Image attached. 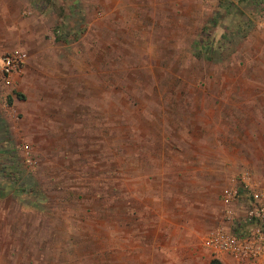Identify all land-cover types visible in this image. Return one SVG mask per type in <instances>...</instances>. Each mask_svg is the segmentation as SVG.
I'll return each mask as SVG.
<instances>
[{"label": "rangeland", "instance_id": "obj_1", "mask_svg": "<svg viewBox=\"0 0 264 264\" xmlns=\"http://www.w3.org/2000/svg\"><path fill=\"white\" fill-rule=\"evenodd\" d=\"M24 1L9 0V24L0 10V55H28L0 104V264L213 259L203 238L252 225L242 175H264L242 139L232 152L231 137L216 136L232 128L216 118L232 116V81L247 75L231 54L244 34L264 32V0L208 1L190 56L183 41H160L159 55H147L154 41L140 40L141 12L121 24L118 0ZM217 141L222 154L212 152ZM191 157L199 163L187 167ZM16 158L29 193L13 194L2 174ZM227 190L238 191L233 204L223 201Z\"/></svg>", "mask_w": 264, "mask_h": 264}, {"label": "crops", "instance_id": "obj_2", "mask_svg": "<svg viewBox=\"0 0 264 264\" xmlns=\"http://www.w3.org/2000/svg\"><path fill=\"white\" fill-rule=\"evenodd\" d=\"M23 2L25 1L23 0ZM8 3L9 0H0L1 15L5 19V24H9L10 22V18L6 12V9L9 7ZM213 3L215 2L201 4L197 0H118L116 9L120 10L121 24H126L127 26L133 25L131 18L133 15L132 11L141 12L142 22H139L138 14H136V24L141 23V28L139 27L140 30L138 32H142L143 34L140 40L148 36L154 41V46L148 48V50H152V53H147V55H159L160 48H164L160 41H172L173 44L168 47H176L183 41L186 42L185 47L187 46V49H190L189 54L186 53L187 56H190L193 54L191 52L192 46L191 44L187 45V43L188 40L190 42L193 38L195 39L193 28L200 27L198 32L203 31L206 25H208V18L211 15L208 12H201L200 9L202 6L209 5L211 7ZM166 55L174 56L171 52ZM231 57L235 65L243 67V69L237 67V71H241L242 73L246 71L247 75L242 76L241 81H232L231 87L234 99L231 111L232 116H216L220 122L223 120L231 122L232 128L227 130L219 129L216 136H230L233 141L232 152H235L234 149L236 151L240 149L239 143L240 139H242L241 143L245 147V150L248 154L252 153V155H249L250 160L254 157V161L251 164L252 168L264 171V32L255 29L244 34L239 42H237ZM212 146H215L212 148V152L216 154L225 152V145L222 141ZM254 154L261 155L256 158ZM219 159L223 163L222 159ZM173 161L175 164L181 162H176L175 159ZM184 162V165L190 167L198 161L192 160L191 157L189 160H184ZM199 167H202V165ZM262 178H264V175ZM125 207L121 209L124 213H127L129 209L127 205ZM158 231V228L153 230V232ZM150 247L158 248L159 246L153 242L150 244ZM202 248L206 252L209 250L203 245ZM212 255L223 264H236L228 254L219 256L212 253ZM167 259L168 264H211L212 260L208 256L200 257L199 255L187 257L173 256Z\"/></svg>", "mask_w": 264, "mask_h": 264}, {"label": "built area", "instance_id": "obj_3", "mask_svg": "<svg viewBox=\"0 0 264 264\" xmlns=\"http://www.w3.org/2000/svg\"><path fill=\"white\" fill-rule=\"evenodd\" d=\"M261 14L264 22V5ZM27 58V52L20 48L9 49L0 55L1 105L7 106L13 96L16 76L23 70ZM242 180L243 189L249 197L244 212L248 220L245 221L252 225L243 232L229 226L216 228L203 238V244L214 255H230L236 264H264V178H257L247 171L243 173ZM236 196L237 190H227L223 201L233 204ZM226 213L233 218V210Z\"/></svg>", "mask_w": 264, "mask_h": 264}, {"label": "trees", "instance_id": "obj_4", "mask_svg": "<svg viewBox=\"0 0 264 264\" xmlns=\"http://www.w3.org/2000/svg\"><path fill=\"white\" fill-rule=\"evenodd\" d=\"M61 28L62 27L57 26V30L55 31L57 33L56 38H57V40H63V41H65L64 38H60V36L58 35L59 30ZM209 47H210V49H209ZM207 48L209 49V51L210 50L212 51V49H213L211 46H207ZM212 54L213 53H211V55ZM211 55L208 56V57H211ZM2 127H3V129L6 128L5 125H2ZM19 167H20V163L18 162V158H16L15 159V162H12V164H8V167L3 168V171H2V174L5 175L4 176L5 179L6 180H10L11 182H13V185H15V186L12 187V188H14L13 189L14 191L12 190V192L15 195H21V194H24L26 192L29 193V192L32 191L31 188H30L31 187V184H30V186H28L29 185L28 183H26L24 180L22 181V176H21L22 174H21V170L19 169ZM4 172H6L7 174L4 173ZM27 187H29V188H27ZM5 190H6L5 187L0 190V197H2V196L5 195ZM28 190H29V192H28ZM211 264H223V263L218 258H213L211 260Z\"/></svg>", "mask_w": 264, "mask_h": 264}]
</instances>
